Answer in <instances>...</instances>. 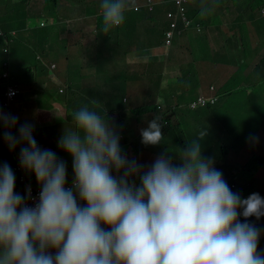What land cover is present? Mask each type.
Wrapping results in <instances>:
<instances>
[{
    "label": "clouds",
    "instance_id": "1",
    "mask_svg": "<svg viewBox=\"0 0 264 264\" xmlns=\"http://www.w3.org/2000/svg\"><path fill=\"white\" fill-rule=\"evenodd\" d=\"M185 2L190 23L181 20L177 28L172 27L174 17L170 16L179 9L177 0H139L127 8L125 0H102L97 16H103L102 31L107 34L124 22L128 8L150 22L166 15L171 22L166 33L168 58L172 51L174 55L184 49L176 43L177 36L185 38V29L193 23L189 11L196 0ZM170 3L176 9H170ZM142 10L157 12L150 19ZM212 10L202 5L199 14L216 13ZM203 30L199 25V31ZM170 31L174 32L171 43ZM5 35L0 30V36ZM192 37L195 41L197 36ZM5 44L4 51L10 52L9 42ZM188 47L195 51L194 45ZM7 54L6 60H10ZM55 77L65 94L67 86L61 85L58 75L51 76ZM4 78L6 114L0 111V122L13 131L24 118L25 111L19 114L18 110L24 108L22 91L11 72H5ZM201 97L208 102L199 103ZM218 102V95L200 94L183 108L207 107L216 112ZM100 113L81 107L73 114L76 129L65 131L58 141L73 162L59 160L55 152L39 148L31 124L19 126V137L4 133L13 151L17 152L21 142L28 147L20 149V156L15 154L12 167L8 165L11 159H5L3 166L0 162V264H264V255L257 250L260 231L264 230V197L252 193L255 188L243 181L239 186L233 184L231 190L222 172L214 167L215 161L204 157L206 128L196 139L182 142V149L177 150L179 158L172 160L165 153L145 160L143 167L136 158L123 154L115 127ZM159 121L156 117L141 130L142 143L157 145L164 139ZM263 163L259 157L256 168L247 170L254 173ZM113 169L123 174L114 177ZM30 172L35 173H31L34 183L28 181ZM71 172L75 178L66 182ZM20 183L26 185V200L17 194ZM38 192L39 202L29 207ZM77 195L86 206L78 203ZM241 215L249 217L251 224L241 222ZM48 249H55V256Z\"/></svg>",
    "mask_w": 264,
    "mask_h": 264
},
{
    "label": "crops",
    "instance_id": "2",
    "mask_svg": "<svg viewBox=\"0 0 264 264\" xmlns=\"http://www.w3.org/2000/svg\"><path fill=\"white\" fill-rule=\"evenodd\" d=\"M97 1L58 0L54 3L47 0H0V30L2 32L6 33L7 30L11 29L16 33L17 27L11 26H17V21L20 18H23L24 22L27 14H33L36 17L47 15L51 18L54 26L53 35L60 39L61 48H65L68 52L69 58L65 65L69 64V67H79L84 70L83 62L86 58H92L94 63L99 65L102 73L96 80L98 87L88 88L89 91H81L79 78L73 77L74 85H72V75H67V78L71 79L70 81L62 75L61 70L58 77L62 80L67 79L69 88L65 94L59 90L61 94L55 92L49 97V94H51L48 91L50 86H57L59 89V86L56 85L59 81L57 77H55L56 81L49 77L50 81L41 80L37 82V79H34V73L28 71L25 65L11 64L12 74L14 72L15 77H18L22 91L20 101L24 108L18 109L19 114L24 111L25 113L23 120L21 122L18 120V124L13 131H8L4 124L0 122V134H3L0 137V144L7 147L6 159H15L16 153L20 156V149L28 147V145L24 142L17 144V152H15L10 149L8 142L4 139V133L11 132L14 136L19 137V126L25 123L34 126L33 136L37 141V145L45 142L41 133L47 131L50 142L55 139L59 150L58 156L61 158L64 155V149L59 147L58 141L65 131L76 129L73 114L84 106L101 112L100 114L104 117L115 118L110 121V124L115 127L120 136V146L123 154L128 158H136V161L143 167L146 166L145 160L149 161L165 153L172 158H179L177 150L182 149V142L192 141L197 138L199 131L204 128L209 129L208 126L204 125V122L209 121L210 125H217L216 117L212 119L211 115L204 110L176 108V105H180L182 99L192 98L191 100H193L200 94L218 95L219 107L216 105V114L220 110L233 111L240 108L238 114L242 116L248 111L258 110L260 103L257 100H251L257 95L263 94L264 90L241 92L243 85H246L249 81L254 83L256 79L252 77V73L249 74L242 70L246 57L240 55L238 49L247 50L248 53H251L253 48L250 45L249 35L238 24L232 23L224 17V24L220 31L209 24L202 32L195 31L194 36H197L195 41H193L192 35L188 38L180 39L179 37L176 43L184 48L180 49L181 55L178 56L175 53L172 57L167 58V48L161 45L147 49V54L140 53L138 50L146 46V43L140 44L139 39L145 33L144 26H148L150 23L143 15L139 20L140 27L138 31L120 35L117 31H114L115 38L122 49L125 47L127 51L136 54V58L127 62L126 59H120L122 53H119V55H109L108 53V42L106 41L108 35H100V32L103 31L98 30L97 12L101 8H99V11L96 10ZM215 14H212L207 20L209 21ZM198 36L205 39L204 46L198 43ZM95 40L97 42L87 51L84 50L81 54L78 53L81 42L86 45V42H94ZM189 45L200 48L199 53L196 55H194L195 53H189L195 52L189 49ZM243 46H246L247 49ZM144 55H147L148 58L145 59ZM7 58L8 56H6ZM108 63L115 65L106 68ZM13 65L15 68H13ZM211 71L213 72L211 73ZM124 72H131L140 83V87L146 85L147 90H141L139 86H135L136 98H130L128 93L124 91L126 85V81L122 78ZM75 79L78 80L77 86ZM4 83L5 81L0 86L3 97L0 101V111L6 114L3 107L1 108V104L4 102ZM105 85L110 86L109 89L103 91L102 88ZM197 87L199 88L198 92L195 90ZM138 89L139 92H137ZM94 90L99 92L84 95ZM55 94L56 98L53 99ZM100 94L107 98L104 106H111L110 108L106 109L103 106L92 105V102L98 101ZM120 95H124V100L119 105L121 111L117 112L115 110L117 104L114 99ZM78 99L82 100L83 104L71 112L62 104ZM128 104H130L131 109L127 106ZM150 104H153L154 107L162 105V107L167 106V108L160 111L153 108L151 112ZM139 108H143L141 115H138L139 112H135ZM181 110L186 111L181 112ZM126 111L131 114L128 115ZM176 113L181 115L184 120L183 123H172L170 121V116ZM156 117H160V120H162L159 123L164 139L157 145H145L142 143L141 130L147 128L149 122ZM119 120L121 123L123 122L128 142L124 146L122 145V139H125V137L122 134V127H117V124H115ZM137 130L138 136L134 137L133 140L130 133ZM176 141H180L179 145L174 144ZM254 147L259 149V144H251V148ZM69 160L73 162V157ZM77 198V201H81L78 195ZM48 251L56 254L55 249H48Z\"/></svg>",
    "mask_w": 264,
    "mask_h": 264
},
{
    "label": "rangeland",
    "instance_id": "3",
    "mask_svg": "<svg viewBox=\"0 0 264 264\" xmlns=\"http://www.w3.org/2000/svg\"><path fill=\"white\" fill-rule=\"evenodd\" d=\"M136 1L139 0H125L126 8L129 6H132L135 4ZM49 5H51L49 3ZM100 8V1L98 0L96 3V10L99 11ZM194 8H196L194 6ZM240 10V8H239ZM141 16H134L133 14H129L127 16V20L130 24V27H127L124 31H121L118 33V35L122 33H128L129 31H138L139 29V19ZM25 21L23 22V18H20L17 23L20 27H22L23 31L19 32L16 29V38L17 41L16 44H19V46H11V44H8V47L10 49V52H15L17 50L20 51V55H14L15 59L19 60H6V56H8L7 53L9 51H4L5 42L1 44V50H0V68L3 66H6L7 63L9 64H15V65H25L32 68V72L34 73L35 79H37V82H40L41 80H48L50 81L49 77L56 74L58 75L61 71L62 75L67 78V75H72L73 77L79 78L80 82V90L89 91L88 88L98 87V84L96 83V80L102 75L100 71V67L98 64L94 63L93 59L86 58L83 62V68L84 70H81L79 67H69V64H66L67 59L69 58L68 52L65 50V48H61L62 44L60 39L53 35L54 26L52 25V20L47 15H38L36 17L33 14H27L25 16ZM216 21V17L213 18L211 24H213ZM42 22H45L46 25L43 26ZM170 19L166 15L159 16L154 22H150L148 26H144L145 33L142 35L139 39L140 44L146 43V46L143 48L138 49L140 53H146L147 49H151L154 46H164L166 47V33L170 29ZM10 33H14L13 30H7ZM101 34H105L103 32H100ZM106 35H108L107 42H108V53L109 55H119V53H122L120 56V59H126L127 62H130L131 59L136 58V54L129 52L125 49V47L122 49L120 44L115 38V32L113 30H110ZM58 39L59 41H57ZM177 39H179V36H177ZM199 44L205 45V40H197ZM97 42L95 40L94 42H86V45L81 42L78 53L81 54L84 50L87 51L92 45H94ZM250 45L252 46L253 50L251 51V54H258L257 57L251 56V54L248 53L246 50L248 57H246L245 61L243 62V69H246L253 73V78L256 79L254 83L248 82L246 85H243L241 87V92L247 93L251 90L254 91H262L264 90V75L260 76L259 73L262 72L264 69V62L262 60H259V56L261 55L259 50H264V47H259L256 44H254L252 41H250ZM195 52H189V53H199L200 48L194 45ZM137 50V51H138ZM181 50H178L177 54L178 56L181 55ZM238 53L240 54V49H238ZM173 56V51L171 52V57ZM11 58V55L9 56ZM144 58H148L147 55H144ZM19 63V64H18ZM53 64H56V68H53ZM256 64V65H255ZM115 64H106V68L113 67ZM245 70V71H246ZM264 71V70H263ZM50 74V75H49ZM122 78L126 81V85L124 88V91L128 93V96L130 98H136V92H135V86H139L141 90H147L146 85H142L140 87V83L137 81L135 76L131 74V72H124L122 74ZM68 79V78H67ZM67 79L62 80L60 79L62 86H67ZM78 80L76 81V86L78 83ZM257 81L260 82L257 84ZM56 84V83H55ZM254 84V85H253ZM58 85V84H56ZM59 86V85H58ZM110 85H105L102 90L105 91L109 89ZM55 89V91H54ZM60 89V87H59ZM58 87H51L49 88V97H51L55 92L60 93ZM195 90L198 92L199 88H195ZM99 92L98 90H94L91 92H88L86 95H92ZM139 92V89L137 90ZM61 94V93H60ZM63 95V94H62ZM179 97V96H178ZM56 98L55 97L53 99ZM89 99V98H88ZM124 100V95H120L115 97L114 102L117 104V107L115 110L117 112H120L121 109L119 108V105ZM257 100L260 103V106L257 111H248L246 114L240 116L238 112L240 111V108H236L233 111H225L220 110L216 112L213 109H209L207 107H200L198 110H204L206 113L210 114L212 119L216 117V123L217 125H210L209 121L204 122L205 126H208V133L207 136L204 139V142H202V148L205 158H211L215 161L214 167L221 171L223 174V178L229 185V187L232 188V184H238L240 185L243 181V184L245 186H249L252 188H255L254 190H250L252 193H259L261 197H264V163L263 166L256 172L252 173L250 170L243 171V166L241 167V164L249 163L251 158H255V160L252 162V167L256 168L258 158L261 157L264 159V93L259 94L256 97L252 98L251 101ZM107 102V98L100 94L98 96V101L92 102V105H96L99 107H105L106 109L110 108L111 106H104V104ZM189 98L182 99L180 102V105L176 106H182V107H188L189 106ZM62 103V102H61ZM64 107L68 109L69 112L72 110H75L79 108L83 101L78 99L77 101H68L62 103ZM130 108V104L127 105ZM217 107H219V104L217 103ZM131 109V108H130ZM186 110H181V112H185ZM128 115L131 113L129 111H126ZM215 115V116H214ZM132 117V116H131ZM134 117V115H133ZM105 118L109 121H113L115 118H111L109 116H105ZM120 119V118H118ZM170 121L172 123H183L184 120L182 119L181 115L179 113L173 114L170 116ZM121 121H116L115 124H120ZM192 127V126H191ZM42 139L45 141L43 143H39L38 147L43 149H49L56 153L59 160L66 161L69 159H72L70 154L64 150V155L61 157V159L58 156L59 150L57 149L55 139L50 142V139L48 138V132L43 131L41 133ZM131 138L134 140V137L138 136V130L135 132L130 133ZM127 142L126 138L122 139V145L124 146ZM180 141L174 142L175 145H179ZM257 143L259 144V149L257 148H251V144ZM6 149L5 145L2 146V150ZM173 160V158H172ZM232 161L233 168L230 169L229 162ZM249 161V162H248ZM1 166L5 164V159H0ZM235 162H238V165H236ZM152 164L148 165V168ZM13 169V168H11ZM17 171H20L21 168L18 166L16 168ZM27 173V171L25 170ZM237 173H243L247 174V177L238 179L234 175ZM15 173V172H13ZM34 172H30L27 174L28 181L30 183H34V175L31 174ZM112 174L114 177L120 176L122 173H117L115 169H113ZM244 176V175H242ZM140 184V181L137 183ZM17 194H20L27 199V189L25 184H19V189ZM81 206H86V201H78ZM241 211V210H240ZM241 222H250V218H245L242 215L239 217ZM258 252L261 255H264V230L260 231V237L258 241ZM49 252V251H48ZM50 254H53V252H50Z\"/></svg>",
    "mask_w": 264,
    "mask_h": 264
},
{
    "label": "trees",
    "instance_id": "4",
    "mask_svg": "<svg viewBox=\"0 0 264 264\" xmlns=\"http://www.w3.org/2000/svg\"><path fill=\"white\" fill-rule=\"evenodd\" d=\"M25 1H27V0H25ZM99 1L101 4L102 0H99ZM237 4H241L244 7L241 10H239L236 8ZM202 5H208L209 7L213 8L212 11H216L215 16H213L209 21L207 19L211 16V14H209L205 17H201L199 14ZM172 6H173V4L170 3L169 4V7H171L170 9H176V7H172ZM194 6L196 8H194ZM262 9H264V0H196V2L193 3L192 9L189 11V16L193 20V23L188 28L185 29L183 35L185 38H188V36L194 35L195 31L200 32L199 31V25L204 26V29H205L209 26V24H211L213 18H215V17H216V21L211 25H213L217 30L220 31L222 25L224 24V17H226L230 22L236 23L241 28H243V30L246 31L247 34L249 35L248 38L250 41H252L254 44H256L259 47H264V12L261 11ZM141 12L145 13V15H147L148 18L154 19V17H155L154 14L157 12V10L155 12H149V13L144 11V10H142ZM160 12L162 13L163 10H161ZM129 14H133L134 16H140V13L138 11H136L135 9L128 8L124 12V15H125L124 22L119 27L113 28L112 30L120 33L121 31H124L127 27H130V24L127 20V16ZM11 27H17L16 29L19 32L23 31L22 27H20L18 25V23H17V26L12 25ZM102 27H103V16L99 15V17H98V30L99 31L102 30ZM130 32L131 31H129V33ZM15 35H16L15 33H10L7 31L5 36H0V46L2 43H4V42L6 43L7 41L9 42V44H11V46H19V44H16L17 41L15 40V38H16ZM199 39L205 40L203 37H199ZM244 48L247 49L246 46ZM240 52H241L240 55H243L245 57H248V55L251 54V53L247 54V52L244 50H240ZM259 52L261 54L259 56V60H262L264 62V50H259ZM258 54L257 53L251 54V56L257 57ZM10 55H11L10 60L15 59L14 55L19 56L20 51L17 50L15 52H9V56ZM194 55H196V54H194ZM25 67L28 71L32 72L31 67H28V66H25ZM13 68H15L14 65H13ZM242 70H243V72L246 70V69H243V65H242ZM263 70H262V72L259 73L260 76L264 75ZM12 71L13 70L11 68V64L7 65V66H3L2 68H0V86L2 85V82L5 80V78H4L5 72H11L12 73ZM213 71H211V73ZM246 72H248L249 74L252 73L248 70H246ZM13 76L15 77L14 72H13ZM252 76H253V73H252ZM16 80H17L18 84H20V82L18 81V77L16 78ZM68 80L71 81L70 78H68ZM72 83H73L72 85H74L73 78H72ZM259 83L260 82L257 81V84H259ZM2 99H3V97H2L1 91H0V101ZM191 99L192 98H189V102H192L193 100H195V99H193V100H191ZM2 107H3V104H1V108ZM149 107H150L151 112H152L153 108H155V110H157V111H160L163 108H167V106L162 107V105L154 107L153 104H150ZM142 109L143 108H139L138 110H135V112H139L138 115H141ZM124 123L126 124L127 122H124ZM117 127H122V134L126 138V132L124 130L123 122L120 125H117ZM6 151H7L6 149L2 150V145H1L0 146V159H6V157H5ZM8 160H10V159H7V161ZM254 160H255V158H251L249 160L250 163L241 164L240 166L241 167L243 166V171H245L247 169H251L252 168V162ZM15 162H16V159H11L8 162V165L10 167H12ZM232 163H233L232 161L229 162L228 166L230 167V169L233 168ZM235 163H236V165H238V162H235ZM71 173H72V175L67 174L66 182L72 178H75L74 172H71ZM242 175H244V177H247V174H244V172L242 174L236 172V174L234 176L238 179H242L243 178ZM15 182H16V180H15ZM235 185L239 186L238 184H235ZM241 211H242V209H241Z\"/></svg>",
    "mask_w": 264,
    "mask_h": 264
},
{
    "label": "built area",
    "instance_id": "5",
    "mask_svg": "<svg viewBox=\"0 0 264 264\" xmlns=\"http://www.w3.org/2000/svg\"><path fill=\"white\" fill-rule=\"evenodd\" d=\"M185 3H186L185 0H177V4H178V7H179L177 13H174V12L170 13V16L174 17V20H173V23H172V27L173 28L179 27V22L181 20H183L186 24L190 23V20L187 17V14H186L187 7H186ZM173 36H174V32L170 31L168 33V42L169 43H171ZM6 50H8V49L6 48ZM5 76H7V75H5ZM11 91H13V94L16 93V91L13 88L11 89ZM207 102H208V100L205 97H201L200 100H199V103H201V104H206ZM39 193L40 192H38V194L36 195L34 201L31 202L30 204H28L29 207H35V205L39 202Z\"/></svg>",
    "mask_w": 264,
    "mask_h": 264
}]
</instances>
